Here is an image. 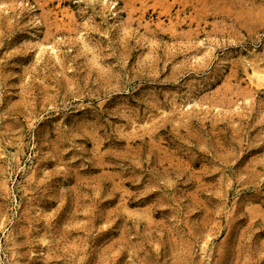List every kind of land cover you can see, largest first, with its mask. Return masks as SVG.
Segmentation results:
<instances>
[{"label": "rangeland", "instance_id": "obj_1", "mask_svg": "<svg viewBox=\"0 0 264 264\" xmlns=\"http://www.w3.org/2000/svg\"><path fill=\"white\" fill-rule=\"evenodd\" d=\"M264 0H0V264H264Z\"/></svg>", "mask_w": 264, "mask_h": 264}, {"label": "bare ground", "instance_id": "obj_2", "mask_svg": "<svg viewBox=\"0 0 264 264\" xmlns=\"http://www.w3.org/2000/svg\"><path fill=\"white\" fill-rule=\"evenodd\" d=\"M246 83L249 86L264 90V69H251V71L246 74Z\"/></svg>", "mask_w": 264, "mask_h": 264}]
</instances>
